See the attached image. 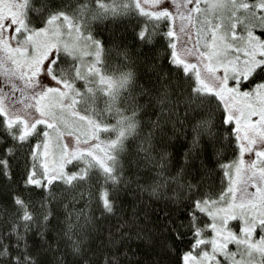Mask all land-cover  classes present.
Instances as JSON below:
<instances>
[{"label": "snow or ice", "instance_id": "snow-or-ice-1", "mask_svg": "<svg viewBox=\"0 0 264 264\" xmlns=\"http://www.w3.org/2000/svg\"><path fill=\"white\" fill-rule=\"evenodd\" d=\"M0 77V264H264V0H0Z\"/></svg>", "mask_w": 264, "mask_h": 264}, {"label": "trees", "instance_id": "trees-1", "mask_svg": "<svg viewBox=\"0 0 264 264\" xmlns=\"http://www.w3.org/2000/svg\"><path fill=\"white\" fill-rule=\"evenodd\" d=\"M110 23V22H109ZM107 24H105V25H102L101 27H103V28H105V30L107 29ZM122 27V25L121 24H117V26H116V28H115V31L117 32V33H119V31H120V28ZM129 39H131V33H130V31L129 32H127L126 34H125ZM115 55V54H114Z\"/></svg>", "mask_w": 264, "mask_h": 264}, {"label": "rangeland", "instance_id": "rangeland-1", "mask_svg": "<svg viewBox=\"0 0 264 264\" xmlns=\"http://www.w3.org/2000/svg\"><path fill=\"white\" fill-rule=\"evenodd\" d=\"M0 78H2V77H0Z\"/></svg>", "mask_w": 264, "mask_h": 264}]
</instances>
